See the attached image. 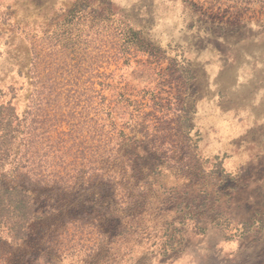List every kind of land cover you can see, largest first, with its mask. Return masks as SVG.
Masks as SVG:
<instances>
[{"label": "rangeland", "instance_id": "374dc122", "mask_svg": "<svg viewBox=\"0 0 264 264\" xmlns=\"http://www.w3.org/2000/svg\"><path fill=\"white\" fill-rule=\"evenodd\" d=\"M170 3L264 65V0ZM168 31L149 1L0 0V151L28 155L31 131L61 173L33 230L55 264H264V130L199 119L193 43ZM17 246L0 229V264H32Z\"/></svg>", "mask_w": 264, "mask_h": 264}, {"label": "crops", "instance_id": "0c3cea01", "mask_svg": "<svg viewBox=\"0 0 264 264\" xmlns=\"http://www.w3.org/2000/svg\"><path fill=\"white\" fill-rule=\"evenodd\" d=\"M138 1L150 2L155 19L169 26L168 36L172 41L178 43L184 38L192 41L187 54L197 65L196 80L202 81L204 91L196 103L199 119L232 125L243 123L241 128H251L256 133L264 130V65L242 64L260 59L263 48L259 45L255 53L241 57L242 50L247 49L241 35L199 32L189 23L192 19H180L177 7H172L170 0H130V3ZM184 24H190V28L186 29ZM248 84L253 91L250 96L242 93L249 88Z\"/></svg>", "mask_w": 264, "mask_h": 264}, {"label": "trees", "instance_id": "16d2710c", "mask_svg": "<svg viewBox=\"0 0 264 264\" xmlns=\"http://www.w3.org/2000/svg\"><path fill=\"white\" fill-rule=\"evenodd\" d=\"M42 96L43 93L40 91L37 94L38 106L43 103ZM43 117L42 110L38 109L39 119L32 133L41 131L38 135L40 139H44L45 134ZM26 135H28V132ZM29 136L28 155L27 152L19 153L16 151L9 157L7 149L0 151V229L13 243L18 245L19 250L22 249L28 253L32 252L25 257V260H30L32 264H55L53 260L55 253L44 247V233L40 232L39 238L36 239V234L33 233V230L36 222L41 224L50 214L44 207V201H48L49 191L43 192V185L51 176L60 178L61 173L42 168L40 162L47 154L45 152L43 155H39L33 145L34 135L32 136L31 131ZM56 143H61V146H65L67 142L58 136ZM58 151L55 146L48 148V153L52 154L53 157L62 158L64 153H57ZM78 154L83 156V153H78V150L72 155L74 160L69 164L71 170L76 168L74 167L77 165L75 159L80 158ZM39 156H41L40 161L36 162L35 159ZM32 243L39 244L40 251L35 250L32 247ZM48 253L51 257L48 256Z\"/></svg>", "mask_w": 264, "mask_h": 264}]
</instances>
